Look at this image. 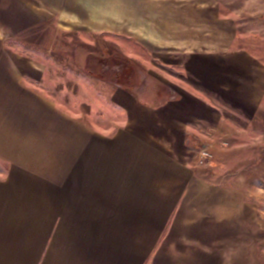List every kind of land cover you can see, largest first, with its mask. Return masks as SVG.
Segmentation results:
<instances>
[{"label": "rangeland", "instance_id": "374dc122", "mask_svg": "<svg viewBox=\"0 0 264 264\" xmlns=\"http://www.w3.org/2000/svg\"><path fill=\"white\" fill-rule=\"evenodd\" d=\"M4 45L0 264L141 257L183 173L254 193L264 264V0H9Z\"/></svg>", "mask_w": 264, "mask_h": 264}, {"label": "crops", "instance_id": "0c3cea01", "mask_svg": "<svg viewBox=\"0 0 264 264\" xmlns=\"http://www.w3.org/2000/svg\"><path fill=\"white\" fill-rule=\"evenodd\" d=\"M0 2V33L9 37V0ZM2 47L0 71L9 69V63L1 61L9 50ZM222 178L210 182L178 174L172 189L150 196L149 213L144 212L149 217L143 216L149 225V250L138 254L141 257H126L119 250L111 260L103 246L102 264H255V246L263 238L254 193Z\"/></svg>", "mask_w": 264, "mask_h": 264}, {"label": "trees", "instance_id": "16d2710c", "mask_svg": "<svg viewBox=\"0 0 264 264\" xmlns=\"http://www.w3.org/2000/svg\"><path fill=\"white\" fill-rule=\"evenodd\" d=\"M101 258L102 257H82V260L85 261L86 264H92L94 261L102 264V259Z\"/></svg>", "mask_w": 264, "mask_h": 264}]
</instances>
